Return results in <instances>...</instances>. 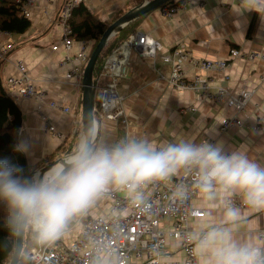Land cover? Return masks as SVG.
I'll return each mask as SVG.
<instances>
[{"label":"crops","instance_id":"obj_1","mask_svg":"<svg viewBox=\"0 0 264 264\" xmlns=\"http://www.w3.org/2000/svg\"><path fill=\"white\" fill-rule=\"evenodd\" d=\"M144 1L83 0L95 17L109 22V25ZM64 2L35 0V5L30 8L32 25L26 32L14 33L10 37L0 31L2 44L10 39L14 43L8 51L11 59L3 61L1 65L4 87H7L6 81L10 76L19 75L15 62L20 59L33 82L44 91L43 100L16 99L22 113L18 140L28 143V150L24 153L30 176L70 151L77 130L83 129L82 77L77 80L71 76L72 65L63 62L66 53L62 47L52 49V45L62 38V27L57 22V15ZM259 8H264V0H259ZM258 11L247 10L243 0H190L173 15H167L158 7L133 19L138 21L130 34H148L161 40L164 46L162 52L181 45L197 59L231 60L225 71L208 72L187 62L184 65L185 78L194 82L199 75L202 82L209 86L207 91L226 86L238 95L243 88L250 89L252 96L239 114L244 121L243 126L222 130L224 119L234 116V108L230 103H220L206 97L202 95V90L178 89L169 85L165 75L171 68L170 64L162 61L160 56L155 59L144 56L138 48L132 47L125 73L118 83V89L124 95L123 107L128 124L102 117L99 109L95 108L96 122L102 132L110 139L126 133L145 135L156 144L180 139H191L195 143H220L226 152L243 149L251 158L264 164V17ZM81 46V40L74 38L70 56H75ZM232 48L253 51L257 56L249 60L232 59ZM98 81L102 85L105 79ZM51 102H57L58 107H52ZM64 107L69 110H64ZM41 113L47 115L61 132V137L47 132ZM110 200L109 196H103L88 212L99 214L101 209L108 207ZM193 205L207 210L199 194L194 197ZM210 207L214 210L210 218L220 222V206ZM243 217L245 222L238 226V237L264 243V215L245 208ZM204 220L205 215L192 219L191 228L196 230ZM172 224V219H166L161 225L163 229H169ZM66 240L69 242L68 238ZM167 240L170 250L162 261H183L184 252L175 240L169 236Z\"/></svg>","mask_w":264,"mask_h":264},{"label":"clouds","instance_id":"obj_2","mask_svg":"<svg viewBox=\"0 0 264 264\" xmlns=\"http://www.w3.org/2000/svg\"><path fill=\"white\" fill-rule=\"evenodd\" d=\"M243 4L264 17L259 0ZM15 150L27 152V141L20 140ZM168 182L173 184L170 204L187 203L195 191L207 208L205 220L186 237L196 264H264V243L237 235L245 222L243 209L264 212V164L243 149L226 152L208 141L156 144L130 133L110 139L91 118L77 130L73 148L41 174L26 177L8 158L0 159V228L5 233L0 253L7 264H32L23 256L26 236L41 248L56 244L75 220L113 191L150 215L145 189ZM214 205L222 211L220 222L210 218ZM103 251V245L94 248L92 264H121L118 253L105 261ZM150 252L158 256V246Z\"/></svg>","mask_w":264,"mask_h":264},{"label":"built area","instance_id":"obj_3","mask_svg":"<svg viewBox=\"0 0 264 264\" xmlns=\"http://www.w3.org/2000/svg\"><path fill=\"white\" fill-rule=\"evenodd\" d=\"M83 0H65L57 15V22L62 27V38L58 43L52 45L56 50L62 47L66 53L63 57L64 63H70V74L74 79H81L84 67L89 59L92 48L91 40H81V49L75 56H70L69 51L73 46L74 37L71 35V28L68 24L73 8ZM187 1L181 0L173 5L160 6L167 15H173L184 6ZM35 5V0H25L22 12L31 16L30 8ZM2 31V30H0ZM6 32L10 37L13 32ZM14 43L10 39L5 44L0 42V59L9 61L11 58L8 51ZM132 47L139 48L144 56L155 59L160 56L162 61L170 64L171 68L165 75L169 85L178 89L202 90V95L214 99L220 103H230L234 108V116L225 118L222 122V130L235 126H243L244 121L239 114L248 104L252 91L243 88L238 95H235L229 87L220 86L215 91L208 90V85L202 82L201 77L196 76L194 82L185 78L184 65L187 62L193 63L203 71H225L228 69L231 60L197 59L183 46L175 45L168 52H162L161 40L148 35L134 33L128 37L118 48L110 53L102 62L97 80L105 79L101 88L99 109L102 117L117 120L124 125L128 124V117L123 107L124 95L118 89V83L125 73L128 54ZM233 58L254 59L257 53L246 52L239 48L231 49ZM19 70L18 76H10L6 81V89L16 100L19 98L44 99V91L39 88L28 75L26 65L20 59L15 62ZM264 80V72L262 74ZM207 89V90H206ZM206 90V91H205ZM52 107H58L57 102H51ZM68 111V107H64ZM44 127L47 132L55 137L62 134L51 123L47 115L41 113ZM263 129L262 126H259ZM191 183V181H188ZM172 182L149 186L145 189L146 197L151 202L150 215L146 214L134 203L126 199L122 193L113 191L107 196L110 203L106 209H101L99 214L87 212L83 217L75 220L69 227L65 236L56 244L47 248L34 246L30 250L32 264H92V253L94 248L105 246V251L100 256L106 261L113 253H118L121 264H196L192 255L191 245L186 242L189 232H194L190 222L194 218H201L205 215V209L193 205V199L198 194L193 191L187 203L176 206L169 203V190ZM264 215V212L259 211ZM166 219H172L173 224L169 229H163L162 223ZM263 236V232L261 233ZM175 240L179 248L184 252L183 261L171 260L163 262L162 258L170 250L167 237ZM66 238L69 239L67 242ZM154 246H158L159 255L150 252ZM172 250V248H171ZM116 258V257H113Z\"/></svg>","mask_w":264,"mask_h":264},{"label":"trees","instance_id":"obj_4","mask_svg":"<svg viewBox=\"0 0 264 264\" xmlns=\"http://www.w3.org/2000/svg\"><path fill=\"white\" fill-rule=\"evenodd\" d=\"M24 1L0 0V30L22 34L30 28L32 20L22 12ZM179 1L181 0H168L163 5H173ZM137 21L138 19L130 21L123 27H119L116 34L109 39L100 53L93 76L96 85L94 89V103L96 106H99L101 101L100 83L97 80L99 68L110 52L135 30ZM68 24L71 28V35L75 39L91 40L93 42L90 53L109 26V22L95 17L83 1L73 8L68 18ZM1 65L2 60L0 59V159L8 158L14 165L22 169V174L27 177L30 176V171L26 155L24 152L15 150V145L19 142L18 132L22 123V113L16 100L4 87ZM4 234L3 229L0 228V236ZM34 244L29 237H25L23 242L25 261L31 260L30 250L34 247ZM0 264H7L4 253H0Z\"/></svg>","mask_w":264,"mask_h":264},{"label":"water","instance_id":"obj_5","mask_svg":"<svg viewBox=\"0 0 264 264\" xmlns=\"http://www.w3.org/2000/svg\"><path fill=\"white\" fill-rule=\"evenodd\" d=\"M167 1L168 0H146L142 4L124 13L122 16H120L118 19H116L113 23H111L106 28L100 40L98 41L97 45L93 48L92 52L90 53L89 59L84 67L83 74H82V91H83L82 93L83 95L82 122H83V126H84V122L88 120L89 118L96 121V118H95L96 104L94 103V89L96 85H95L93 76H94L95 65L107 41L110 39V37L113 34H115L116 29H118L119 27L125 26L127 23H129L133 19L140 17L141 15H143L144 13L148 11L162 6ZM58 160L54 161L51 164L46 165L44 168L41 169V171H39L36 174H41L45 172L51 166L56 164Z\"/></svg>","mask_w":264,"mask_h":264},{"label":"rangeland","instance_id":"obj_6","mask_svg":"<svg viewBox=\"0 0 264 264\" xmlns=\"http://www.w3.org/2000/svg\"><path fill=\"white\" fill-rule=\"evenodd\" d=\"M27 240V239H26ZM34 246H37L36 244H34Z\"/></svg>","mask_w":264,"mask_h":264},{"label":"bare ground","instance_id":"obj_7","mask_svg":"<svg viewBox=\"0 0 264 264\" xmlns=\"http://www.w3.org/2000/svg\"><path fill=\"white\" fill-rule=\"evenodd\" d=\"M101 80V79H100Z\"/></svg>","mask_w":264,"mask_h":264}]
</instances>
